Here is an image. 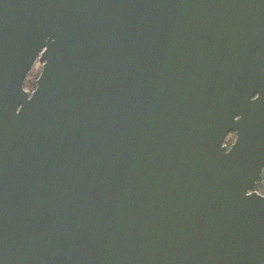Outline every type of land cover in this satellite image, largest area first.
<instances>
[{
	"label": "water",
	"instance_id": "water-1",
	"mask_svg": "<svg viewBox=\"0 0 264 264\" xmlns=\"http://www.w3.org/2000/svg\"><path fill=\"white\" fill-rule=\"evenodd\" d=\"M262 103L264 0H0V264H264Z\"/></svg>",
	"mask_w": 264,
	"mask_h": 264
},
{
	"label": "trees",
	"instance_id": "trees-1",
	"mask_svg": "<svg viewBox=\"0 0 264 264\" xmlns=\"http://www.w3.org/2000/svg\"><path fill=\"white\" fill-rule=\"evenodd\" d=\"M41 67L38 69L32 68L30 72L27 74L25 80H24V88L25 90L32 91L36 87V80L39 76ZM234 140L233 133L228 134V136L225 138L224 143L227 145H230ZM256 191L264 196V169L260 174V177L258 178L256 182Z\"/></svg>",
	"mask_w": 264,
	"mask_h": 264
},
{
	"label": "flooded vegetation",
	"instance_id": "flooded-vegetation-1",
	"mask_svg": "<svg viewBox=\"0 0 264 264\" xmlns=\"http://www.w3.org/2000/svg\"><path fill=\"white\" fill-rule=\"evenodd\" d=\"M40 67H41V65H40ZM41 70V69H40ZM254 98H256V95L252 98V99H254ZM235 104H258L257 102H252V101H248V102H242V101H238V102H236ZM262 104H264V103H262ZM233 135H234V139H235V134L233 133ZM228 136V135H227ZM234 141V140H233ZM233 143V142H232ZM231 143V144H232ZM230 144V145H231ZM227 145V144H226ZM230 145H227L228 147L230 146Z\"/></svg>",
	"mask_w": 264,
	"mask_h": 264
},
{
	"label": "rangeland",
	"instance_id": "rangeland-1",
	"mask_svg": "<svg viewBox=\"0 0 264 264\" xmlns=\"http://www.w3.org/2000/svg\"><path fill=\"white\" fill-rule=\"evenodd\" d=\"M39 67H40V64L38 62L35 63L34 66H33L34 69H38Z\"/></svg>",
	"mask_w": 264,
	"mask_h": 264
}]
</instances>
